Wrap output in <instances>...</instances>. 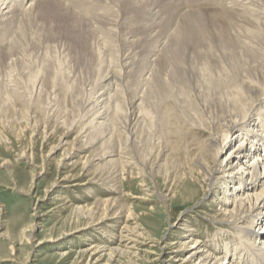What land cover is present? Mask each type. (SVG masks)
I'll list each match as a JSON object with an SVG mask.
<instances>
[{"label":"bare ground","instance_id":"obj_1","mask_svg":"<svg viewBox=\"0 0 264 264\" xmlns=\"http://www.w3.org/2000/svg\"><path fill=\"white\" fill-rule=\"evenodd\" d=\"M32 27L44 40L45 33L50 38L45 47L28 42ZM60 41L68 45L60 49L64 63L74 57L93 68L85 78L93 87L86 101L80 100L83 93L74 90L77 78L65 77L66 70L47 79L49 85L58 84L57 92L54 88L48 94L54 105L47 111L59 112V120L68 127L74 115L78 114L77 120L83 115L77 126L72 122L76 128L70 132L86 144L70 149L62 166L76 165L75 158L85 154L92 162L85 172L97 168L86 184L69 176L61 182L69 190L86 186L92 193L101 189L120 195L101 199L92 194L93 207L73 206L80 219L92 221L78 231L101 235L100 244L85 242L89 247L80 251L89 264L132 257L133 250L150 245L152 238L138 231V216L123 200L119 186L121 169L129 167L138 170L142 183L151 182L155 190L146 189L147 195L156 196L164 206L176 198V192H160L158 179L162 175L165 185L170 184L177 167L194 201L198 187L203 192L200 201L180 214L181 225H172H180L177 241L151 246L161 247L159 255L143 252L159 256L160 264H264V0H0V70L18 72L10 75L9 85L0 87V117L6 122L14 123L22 115L29 121L37 119L40 100L28 101L25 94L51 70L49 51ZM28 44L30 56L42 55L39 69L32 67L36 62L28 63ZM54 57L50 59L57 64ZM109 67L124 68L127 75L117 79L119 69L114 72ZM71 70L75 75L79 69ZM124 133L126 141L121 138ZM234 138L235 147L222 159ZM10 166L5 162L0 167ZM217 188L227 197L220 193L217 213L209 218L225 230L205 241L195 239L203 234L190 225L188 215ZM57 201L71 203L67 191ZM98 209L102 217L95 220ZM176 235L169 232V237ZM168 251L174 255L166 262L162 259Z\"/></svg>","mask_w":264,"mask_h":264},{"label":"rangeland","instance_id":"obj_2","mask_svg":"<svg viewBox=\"0 0 264 264\" xmlns=\"http://www.w3.org/2000/svg\"><path fill=\"white\" fill-rule=\"evenodd\" d=\"M33 29L37 31H33ZM31 30L32 31L30 32V36H32L33 38H30V36H28V42L29 40H32L30 41L31 43H37L39 46L45 47V45L43 44H45L47 41H50V38H48L49 40L47 39V34L45 33L46 40H44V35H41L43 38L40 36L41 32L40 34L38 33L37 27H32ZM35 32V36H37L36 38L33 36ZM39 36L40 38H38ZM40 43L42 44L40 45ZM63 44H65V46L68 48L67 43H64V41H60V43H57V45H53L54 47L57 46L56 49H58V51H55L56 49L53 46L52 47L54 49L51 50L52 52L49 51V60H51L50 62L52 63V59H50L51 56H55L54 61L56 60L57 64L61 60V63L58 64L59 66L54 63H52V65H49L51 63L48 62V66H51V70L44 72L47 73L46 75L48 76L45 77V74V76L41 75V80H39V84L37 83L35 85V89L31 88L33 90L30 89V92L27 90L28 94L25 92V96L28 95L26 98L28 99V101L32 97V99L34 100L41 101H39L38 104H41V108L38 109V116L40 118L37 116L38 120L36 119L29 121L28 117L26 118L24 115H22L21 117H16V122L9 123L6 122V119L0 117V133L2 132V135L0 134V166L5 162H10L12 165L9 168L0 167V264H89L88 257L83 256L80 251L81 249L89 247L85 245V242L89 244L98 242L97 244H100L101 241L97 238H100L101 235L96 233L95 231H78L81 228H85L91 220L86 218L80 219L73 206L80 204L82 206L93 207L95 205V199L93 198L94 196H91L92 194H97L101 199L117 198L120 196H118L117 192L109 191V193L101 189L99 191L97 190L95 193H92L93 191L86 186L69 190L67 187H65L66 185L61 182L63 176H69L72 180L75 179L78 184L83 185L86 184L95 174H97L95 173L97 172V168L92 167L90 168L92 172L90 171L89 174L85 172V169L90 167L92 163L90 157L85 158V154H83L84 158L81 157L82 159L75 158V161H77L76 165L68 166L65 168L63 167L64 164H66L65 154L71 151L70 149H77L86 144L85 141L76 139V132H70V128L71 130L75 129L83 115L81 114L80 116H78L80 117L79 120H77L78 114L74 115V117H76L72 122L75 123L78 121V124L75 123L76 126H72L74 124L71 122L70 124L72 125L68 127V125L63 124L62 121L59 120L58 117L61 116H58L60 114L59 112L50 114L47 111V109L50 107V104L54 105L52 103V99L48 97H51L49 95L52 93V90L58 85L57 83L53 82L52 84H50L52 87H50V85L47 84V79L52 80V77L58 76L60 72L63 73L66 70L63 73L65 74V77L69 75L70 79L73 78L75 80V78H77V81L75 80V82L79 85H75L74 82V90L78 89L79 91L76 90V92L83 93L81 94L82 99L80 98V100L86 101V99L89 98L90 94L92 93L91 91L93 89L92 86V89L89 87L91 83H87V79H85L86 76L91 73V70L93 71V68L91 67L90 70L89 67L87 68L86 66H84L85 64L83 62V64H80V62L78 63L76 60L79 59L76 58L75 60L74 57L73 60L70 58V61L68 60L67 63V60L65 61L66 65L69 63V67L72 65L74 66H72L73 70H71V67H67L60 55V49H62ZM29 45L30 44H28V49L26 50L27 53H29L28 57L30 56V52L32 51V49H29ZM30 48H32V45H30ZM35 54H31V58L29 57V62L28 59H26L27 54L23 57H25L27 62L30 64L34 65V63L36 62L37 65L35 63V65L32 67L36 66L35 68L39 69L41 67H38V64H42V55L38 53L41 55L40 57L39 55L37 56ZM32 56H37V58H39L38 60L36 59L38 62L36 60H34L33 62L30 61V59H33ZM58 57L60 59L59 61L57 60ZM71 60L73 62H71ZM62 65L64 66L62 67ZM84 67L86 68L83 69ZM76 68L79 70H76ZM109 68L114 72L115 70L117 71L119 69L117 71V74H115L116 77L118 75V72H120L116 77L117 79L121 78V76L127 75L124 72V68ZM69 70H71L72 73H75L74 70H76L75 75H71ZM3 71V69L0 70V74L3 73L2 75H0L2 77V79L0 77V87H4V84L6 83L7 85H9L8 83H10L11 81L9 80V78H12L11 76H14L18 73L15 71L9 72V70L4 72ZM7 72L9 75L7 74ZM6 74L8 75L7 77ZM42 79L45 80L44 83L47 84V88L44 87L45 85H42ZM3 81H5V83ZM85 84L88 85L85 86ZM82 86L84 87L82 88ZM35 90H37V92ZM41 90L43 92H41ZM32 91H35V94H32ZM54 92H57V89ZM43 93L47 95H44ZM47 101H49L50 103ZM47 103H49V105ZM46 111L48 113H46ZM47 117L51 118V120ZM66 135H68V137H65ZM126 137L127 134L125 133L121 135V138H124L122 139L123 141L127 140ZM64 141L65 143L67 142L68 145L64 146ZM237 141L238 139L234 138L233 143L222 154V159L225 157L226 153L229 150L235 147ZM96 155L98 154L95 153L94 156ZM11 169L12 171H14L15 175H12L10 173L9 170ZM121 170L124 174L122 176L124 180L122 179L120 181L119 186H121L122 195L124 196L123 200L138 216L137 223L141 228L140 230H137L140 231V233H144L145 235H147L146 237H148L149 239H152H150L149 241L150 245L145 248H141L143 249L142 251L133 250L132 257L130 255L117 256L114 257V260L112 259V261H109V258H106L105 261L101 262L100 264H160L161 262H158L156 260L160 258L157 255L161 254V247L158 246L151 249L150 247L157 245V243H161L163 245L167 242L177 241V238L179 237L178 228L182 223H180V221H177L180 217V214H182L183 211L192 208L194 202L197 203L198 201H200L203 197V192L198 187V197L194 201L192 199V194L190 193V191H187L184 188L183 180H180L182 179V169L180 170V168L177 167V169L172 170V178H170V184L165 185V181L162 175H160L158 179L160 192L167 193L171 190L176 192V198L172 200L170 199V204L168 203V206H164L160 204L156 196L149 197V195L151 194L147 195V192L145 191L146 189H155L152 188L153 186L149 180H146L145 183H142V179L139 178L137 169L129 167L127 169ZM40 171H45V173L42 176H39V174L41 173ZM124 171L126 172L124 173ZM141 185L145 187H141ZM217 190L218 188L214 193L208 195L206 199L203 198L201 208L193 210L188 215L187 219L189 220L190 225H193L196 230L205 235H201L199 237H196L195 239H202L203 241H205L206 239H208L206 238L207 236L209 237L210 235L224 229L223 227H221V225L213 224L212 222H210L209 218V216L215 215L217 213L215 207L218 206L217 202H221V200L218 199L220 193L222 194V197H227V195L224 194L223 190L220 191V193H218ZM66 191L69 200H71V203L69 205H66L64 201H57V198L62 193L64 194V192ZM133 197L144 199L149 198L153 201H145L141 199L138 200L133 199ZM79 199L82 200L79 201ZM215 202L216 205H212ZM99 210L100 209L95 210V212H97L96 215H94L95 220H99L102 217L101 210ZM169 218H172L173 220L171 221L172 224L167 226ZM175 223H180V225L178 227H172V225H174ZM33 230H35V232L32 234L31 231ZM167 230L168 232H166ZM171 230L174 231V234L177 235L169 237V232ZM118 231H120V229ZM32 236L33 238H30ZM153 239H155V241ZM148 250L156 252L157 255L147 254L143 252ZM64 252H68L70 253V255L63 258L61 254H63ZM172 255L174 254H171L168 251V253L166 252L162 260L169 262L172 258Z\"/></svg>","mask_w":264,"mask_h":264}]
</instances>
